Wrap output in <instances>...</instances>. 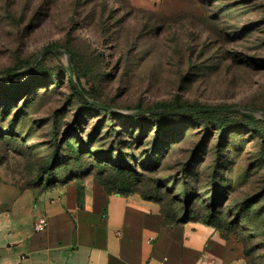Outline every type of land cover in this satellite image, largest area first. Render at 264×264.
<instances>
[{
	"label": "rangeland",
	"instance_id": "obj_1",
	"mask_svg": "<svg viewBox=\"0 0 264 264\" xmlns=\"http://www.w3.org/2000/svg\"><path fill=\"white\" fill-rule=\"evenodd\" d=\"M48 47L67 51L75 83L112 110L89 109L67 56L41 55ZM201 107L229 111L148 112ZM254 111H264V0H0L6 183L121 179L167 222H209L264 264V115Z\"/></svg>",
	"mask_w": 264,
	"mask_h": 264
},
{
	"label": "crops",
	"instance_id": "obj_2",
	"mask_svg": "<svg viewBox=\"0 0 264 264\" xmlns=\"http://www.w3.org/2000/svg\"><path fill=\"white\" fill-rule=\"evenodd\" d=\"M0 264L246 261L214 227L169 223L156 202L136 193H108L95 177L44 190L22 189L0 178Z\"/></svg>",
	"mask_w": 264,
	"mask_h": 264
},
{
	"label": "trees",
	"instance_id": "obj_3",
	"mask_svg": "<svg viewBox=\"0 0 264 264\" xmlns=\"http://www.w3.org/2000/svg\"><path fill=\"white\" fill-rule=\"evenodd\" d=\"M49 53V52H48ZM13 72H10L8 75V77H12L13 74H11ZM69 75V74H68ZM70 77V76H69ZM74 87V86H73ZM80 89L82 90V92L86 95L85 91L83 88L80 87ZM75 90V88H74ZM75 92L77 93V95L81 98V100L86 104V106L89 108V109H92V110H96L98 109L99 107L90 103L86 98H84L82 95H80L76 90ZM87 97V96H86ZM91 100H94L96 101L95 99H92V98H89ZM106 106V105H105ZM201 108H205V107H201ZM100 109V108H99ZM166 109H173V108H166ZM176 109H183V108H176ZM223 112H226V111H229V110H222ZM189 112H197L199 114H207V113H214V112H221L220 110L219 111H210V110H202V111H189ZM182 113H187V112H182ZM182 113H175V114H164V113H149L151 116H160V115H177V114H182ZM141 115V114H140ZM138 116H136V118H138ZM96 180L98 181L99 184H101L105 190L108 192V193H117V194H121V195H127V194H130V193H134L132 191H130L128 188L125 187V182L122 181L121 179H112V180H107L105 178H102V177H99V176H95ZM138 195L140 197H142L143 199H146V200H152L150 198H148L147 196H144L142 194H139ZM153 201V200H152ZM162 214V213H161ZM163 218L165 221H167L166 217L164 216V214H162ZM188 220H183V221H180V222H177V223H184V222H187ZM170 223V222H169ZM177 223H174V224H177ZM207 225H210V226H213L215 227L214 225L210 224L209 222L207 223ZM223 238L227 239V236H222ZM249 252L247 250H244L243 251V258L246 259L247 256H248ZM246 264H250V262L248 261V263L246 262Z\"/></svg>",
	"mask_w": 264,
	"mask_h": 264
},
{
	"label": "water",
	"instance_id": "obj_4",
	"mask_svg": "<svg viewBox=\"0 0 264 264\" xmlns=\"http://www.w3.org/2000/svg\"><path fill=\"white\" fill-rule=\"evenodd\" d=\"M48 52H58V53H63L67 56V64H68V70H69V76L72 80V83H73V86L75 88V90L80 94L82 95L84 98H86L90 103L98 106L99 108H103V109H109V110H112L111 108H108L106 107L105 105L97 102V101H94V100H91L89 99L88 97H86V95L82 92V90L80 89V87L78 86L77 83H75V81L73 80V77H72V71H71V66H70V55L67 51L61 49V48H56V47H48V48H44V50L42 51L41 55L45 54V53H48ZM39 59L36 58L35 60H33V62L31 63L34 64L37 60ZM30 65V66H31ZM29 66V67H30ZM25 71V69L21 70V71H15L11 74H16V73H20V72H23ZM202 110H214V111H219V110H224V109H215V108H183V109H161V110H151V111H148L149 113H164V114H175V113H182V112H189V111H202ZM229 110V109H228ZM247 111H251L253 112V110H248L246 109ZM146 111H137L135 112L136 114H142ZM256 113H259V114H263L264 115V111H254Z\"/></svg>",
	"mask_w": 264,
	"mask_h": 264
},
{
	"label": "built area",
	"instance_id": "obj_5",
	"mask_svg": "<svg viewBox=\"0 0 264 264\" xmlns=\"http://www.w3.org/2000/svg\"><path fill=\"white\" fill-rule=\"evenodd\" d=\"M36 229H38V230H42V229H43V225H38V226H36Z\"/></svg>",
	"mask_w": 264,
	"mask_h": 264
}]
</instances>
